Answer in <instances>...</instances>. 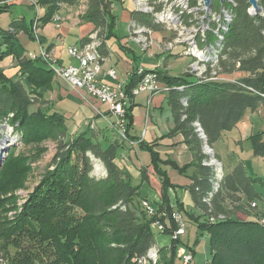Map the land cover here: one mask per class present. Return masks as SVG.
<instances>
[{"label": "trees", "instance_id": "obj_1", "mask_svg": "<svg viewBox=\"0 0 264 264\" xmlns=\"http://www.w3.org/2000/svg\"><path fill=\"white\" fill-rule=\"evenodd\" d=\"M115 2L41 0L45 13L39 22L45 26L63 7L85 5L81 21L95 26L93 32H98L101 55L105 58L107 52L103 48L116 37ZM233 2L224 5L232 10V24L227 31L221 30L222 40H211L217 64L208 67L217 66L218 76L238 75L235 81L202 78L191 82L188 73L177 77L152 71L169 89L167 102L175 125L169 136L183 134L194 154L191 166L197 168V174L190 193L202 212L198 216L185 212L182 205H170L166 181L163 203L155 216H148L142 207L140 185L134 183L135 175L120 158L127 142L111 137L99 139L87 132L69 138L63 115L57 112L50 115L42 109L33 111L39 104L35 94H41L47 87L45 80L55 75L54 70L50 63L32 61L23 55L17 35L26 31L33 38V30L25 25L24 19L14 20L11 30L0 28V62L15 52L20 54L18 72L28 83L20 78L10 79L0 71V128L3 123L16 125L15 129L28 140L41 134L58 145L40 184L12 220L0 221V264H141L143 256H148L157 244L153 223L163 224L169 234L178 228L172 217L176 211L197 227L200 237L208 238L210 264H264V225L260 220L238 219V214L247 215L257 206L256 199L261 197L254 184L262 180L249 177L243 163L225 176L221 166L220 172L210 164L216 156L204 153V148L217 143L222 133L236 128L248 111L264 109V0H258L259 11L255 14L250 13L249 0ZM10 7L0 5V14L7 13ZM131 21L153 31L163 26L151 15L136 12L131 13ZM87 41L88 38L82 42ZM208 67L203 76H207ZM136 72L137 67L128 80V90L140 80ZM132 110L133 105L127 109L126 121L130 142L134 141L129 134ZM198 129L205 137H201ZM247 141L254 157L264 159V132L252 134ZM150 152L157 167V157L152 149ZM92 158L105 165L104 178L93 175ZM139 172L144 175L145 169L140 166ZM19 174L21 177V173L12 175L11 185L18 183ZM198 241L199 238L196 244ZM171 243V257L161 264H175L177 247L183 244L180 240ZM190 249L194 252L193 247Z\"/></svg>", "mask_w": 264, "mask_h": 264}, {"label": "crops", "instance_id": "obj_2", "mask_svg": "<svg viewBox=\"0 0 264 264\" xmlns=\"http://www.w3.org/2000/svg\"><path fill=\"white\" fill-rule=\"evenodd\" d=\"M8 3L11 6L8 14H12L10 23L13 20L21 19H24L25 22H27V17L22 13V8H28L34 12L32 7L26 3V1L22 2L19 0L18 2ZM85 8V5L79 7V9L83 10L79 13L77 8L63 7L59 12L62 19L60 27H57L52 22L45 26L40 24L41 28L39 29V32L41 31L40 36L43 41L42 47H44V49H50V52L59 59V63L63 66L75 63L70 56H68V47L83 45L84 43L82 41H85L95 29L93 24L81 21V15L84 14ZM73 9L76 13H73ZM44 13L45 8H42L39 17L42 18ZM34 14L36 13L34 12L33 15ZM129 19L131 22V13ZM31 20L32 19H30V21ZM30 21L27 22V25H30ZM48 25L54 26L57 30V36L55 39L48 40L46 38L45 29ZM0 28L5 29L2 26H0ZM168 38H170V36L163 40ZM18 42L20 49L23 51V55L26 56V58L29 57L30 53H37L40 50V44L30 41L24 34L19 36ZM44 43L49 44L45 47ZM33 45H37L36 49H32ZM117 45L118 48L112 49V46L107 42L106 46L103 48V52H107V56L105 57L106 61L103 63V69L106 71L109 67L116 68L119 72L121 81L128 80L129 76L133 74L135 67H141L146 71L163 70L162 72L171 75L168 71L170 67L169 58L183 57L181 54V48H178L177 51L175 50L172 53H164L158 48L159 53H154V58L150 59L154 66L153 68L148 69L146 68L144 61L140 60L141 63L138 62L139 57L136 55L135 49L132 47L133 45L137 46L136 43L134 44L129 41H123ZM8 60L9 59H7L5 63H8ZM0 66H2L1 63ZM162 66H164L165 69H162ZM18 71L19 66H14L13 68L6 69L4 72L7 77L13 78L19 73ZM190 81L196 82L198 80L191 75ZM103 82L112 84V81L109 80L108 77L104 78ZM55 94L59 101L62 99H69L71 94H76L77 97L80 98L83 112L85 111L84 116L80 117V119L84 118L83 122L85 125L90 124L87 128L88 130L83 131L82 133H90L93 137H99V139L102 137H111L115 140H119V136H117L118 133L112 128L113 119L109 116L108 107L106 105L99 103L92 97H87V100L84 101L80 93L74 91L65 81L60 79L55 85ZM58 105L55 106L56 111L65 117L66 126L69 122L75 123L74 119L76 117L74 115L67 117L66 113L58 111ZM263 110V108H260L256 112H261ZM249 112L250 111L246 113L243 121L248 117ZM132 116V128L129 130V134L134 138V141L132 144L127 143L125 146L123 145L120 158L135 175L134 183L140 185L142 198L147 199L159 208L163 203V195L165 194L164 183L166 181V198L172 207L182 205L185 212L196 214L197 216L201 215L202 212L193 202L190 193V187L193 184V177L197 174V168L191 166L194 161V154L190 148L187 147L188 145L185 142L183 134L177 133L173 136H169L168 134L174 129L175 125L172 110L167 102V93H161L152 97L147 94H142L136 97L133 103ZM79 122L80 121L78 120V123ZM242 122H240L236 128H238ZM73 132L75 131L73 130ZM69 133H72L71 129ZM227 133L228 132L222 133L219 141L212 145V147L207 146L212 150L213 155L216 156L215 160L220 162L223 174L225 176L230 174L235 166L239 163H243L246 167L247 175L252 178H258L253 177L248 173L251 162L257 160L253 155L251 145L247 141L250 136L246 133L241 134L239 131L238 134L231 133L235 134L234 137H231L234 143L224 150L223 147L225 144L223 140L226 138L225 134ZM151 149L157 157L155 161L157 167L152 163ZM204 153H206L205 148ZM140 166L145 169L144 175L139 172ZM225 166H227V172H225ZM262 199L264 200L263 197ZM239 216H247L248 220L246 221H259L264 216V209H261L260 204L257 203L254 210H250L247 215L238 214V217ZM166 241L165 237H159L155 246V248L161 250V254L165 252L168 254L166 256L167 259L162 260V262L167 261L168 258L170 259L171 257L169 250L172 244V238L168 246H166ZM159 243L162 244V246L159 245ZM187 247L190 248L188 245Z\"/></svg>", "mask_w": 264, "mask_h": 264}, {"label": "rangeland", "instance_id": "obj_3", "mask_svg": "<svg viewBox=\"0 0 264 264\" xmlns=\"http://www.w3.org/2000/svg\"><path fill=\"white\" fill-rule=\"evenodd\" d=\"M18 1L19 0H0V5L3 6L4 4L6 6H10L8 2L12 3V2H18ZM20 1L22 2L26 1V3H28L32 7V10H34L36 14L33 15L34 12L28 8H22V11H23L22 13H24L25 17H27V22L30 21V19H32L30 21V25H27V22H25V25H27L29 29L31 28V30H33V35H32L33 38L30 37V35L27 34L26 31H22V32H19V34L17 35L18 40H19V36H21V34H24L28 37L30 41L40 44L39 46L40 50L37 53H30L29 57L32 55H39L41 50L43 51V56H51L50 49H44V47H42L43 41H42V37L40 36L41 31L39 32V29L41 28L40 22H39L40 20L39 13H40V10L44 8L43 6H41L42 5L40 3L41 0H20ZM173 1L174 0H172V2ZM196 1L189 0V4L191 5L190 7L193 8L194 6V8H200L199 7L200 0H196ZM212 4L213 6L210 12H208L207 10L205 12L197 11V14L202 15V13L203 14L207 13V15L208 14L210 15L212 12L215 11L218 13L219 16L221 15L223 19H224V15L222 14L223 12H225V14L230 15V17L231 16L233 17L232 10L229 9L228 7L224 10L222 9L223 7L218 9V7H220V3L218 0H213ZM214 7L216 9H214ZM77 9L79 13L80 11L81 12L83 11L79 8ZM132 12H135V0H116L114 8H113V15L116 18V28H115L116 37H112L110 40H108V43L109 45L112 46V49L118 48V45H117L118 42L122 43L123 41H126V42L129 41L128 40V36L130 32L129 15ZM73 13H76L74 9H73ZM250 13L255 14V11L251 9ZM4 14H0V26L4 27L5 30H11L10 24L14 21L13 20L10 23L12 19V14L10 13L8 14V12ZM58 15L59 13L54 16H58ZM59 17L61 18L60 15ZM132 23L133 22H131V25ZM207 24L208 25L212 24L216 26V23L214 21L213 23L209 22ZM217 25L218 27L222 25L225 28V27L230 26V23H227L226 19H224V20H221V22ZM132 26H131V30L133 29ZM146 28H147V32L142 33L143 35L142 39H147L146 33H148V27L146 26ZM165 29H167L170 33ZM176 30H178L179 32V37H178L179 39L176 38L177 33H178L176 32ZM45 33H46V38L48 40L55 39V37L57 36V30L52 25L47 26V28L45 29ZM169 36H171V40H168V39L163 40L164 38H167ZM92 37H94L95 39L92 40ZM92 37H90L92 41L94 40L99 41L98 32H93ZM152 37H153L152 39L156 41L158 44H153V47L147 53H143L140 51L139 47L137 46H141V45L137 44L136 41L135 43L137 46L135 45L132 46L135 49L136 55L139 57L138 62L141 63V61H144L146 68L148 69L153 68L154 65L152 64L150 59L154 58V53H159L158 48H160L163 52H171L172 50L171 48L173 44L176 48L178 47L182 49L181 54L183 55V57L179 56L177 58L175 57L169 58L170 67L168 71L171 75L178 77L179 75L186 73V70L188 69V67H189V70H191L192 74L195 73L194 75H197V72L201 73L203 71V69L200 68L198 71L196 70L195 72H192L194 70V67L191 64L196 61V58L192 57L193 55H190V53L185 52V51H190V48L192 47V43L188 42L192 38V34L186 31L185 28L182 27L179 22L171 25L170 27H166V25L160 26V30L154 32ZM208 37L209 38L214 37L213 33H209ZM148 41L149 39H147V46H149ZM174 41H177L179 43H176ZM44 44H45L44 46L46 47L48 46L49 43H44ZM36 47L37 45H33L32 49H36ZM19 57H20V54L15 52L10 57L7 58L9 59L8 63H5L7 59L0 62L2 65L0 66V71L5 74L4 71L6 69H10V68H13L14 66H18L17 58ZM37 60H41V59L38 58L37 56V58L32 61H37ZM102 61H106V58H103ZM214 63L215 62H211L210 64L214 65ZM198 67H195V68L198 69ZM162 69H165V67L162 66ZM138 70L139 69H137V71ZM145 72H151V71L145 70ZM237 77L238 75L220 76V78L223 79L224 81H232V80L235 81ZM9 78L13 80L20 78L22 81H24L25 84H28L27 80L23 78L19 73L16 74L15 77L13 78L9 77ZM59 78L61 77L55 73V75L50 76L49 78L45 80V84H47V87H46L47 89L44 88L41 94L38 92L35 94L39 104L35 105L32 108V110L36 111L37 109H42L46 112H50L49 113L50 115H54V113L57 112L55 106L59 104L58 111H60L61 113L62 112L66 113L67 117H71L72 115L76 117L74 119L75 123L69 122V124L67 125L68 137L69 138L76 137V135L82 134L83 131H87L88 130L87 128L88 126H90V124L85 125L83 122L84 118L80 119V117L84 116L85 111L83 112V106L80 104V98H78L76 94H71L69 99H62L60 101L56 97L55 85L56 83H58ZM158 78H159L158 80L162 82L160 77ZM197 80H200V79L197 78ZM217 81H220V80H217ZM27 88H30V86L29 87L27 86ZM78 120L80 121L79 123H78ZM14 126L16 125L10 126L7 123H3L1 124V128H0V221L3 220L7 223L8 221L13 219L12 217L15 215L16 212H18L19 208L24 204L28 195L32 193L35 187L40 184L47 169L51 165L53 157L57 153V147H58L57 143L53 141V139H51L48 136L43 137L41 134L33 135L35 138H33L32 140L31 139L28 140L29 137L28 138L25 137L24 134L17 131ZM70 129L72 133H69ZM73 130L75 132H73ZM232 131L233 132H228L227 134H225L226 138H224L223 140L225 146L224 147L222 146L224 150L227 147L231 146L232 143H234L231 137H234L235 134H231V133L238 134V131H239V133L241 132V134L246 133L248 136H251L252 134H255V133L264 132V110L261 112H256V113L249 112L248 117L245 118V120L239 125L238 128H235ZM200 134H201V137H205L202 132H200ZM118 139L119 141H121L120 138ZM205 151L207 154H213L212 150L209 149V147H205ZM92 159L94 163L93 175L97 178H104L107 174L105 165L102 164L103 162L100 160H95L94 158ZM215 161L216 160H212L211 163L213 165L216 164L215 166H217L218 169H220V166H221L220 163L217 161L215 162ZM50 169H53V167H51ZM225 172H227V166H225ZM15 173H21V177L19 174L18 183L11 185L10 182L12 180V175ZM248 173L251 176L258 177L259 179L262 180V182L255 183L254 186L256 188V193L259 194V196H262L264 198V159L257 158V160H254V162H251ZM262 197L261 199H256V203L260 204L261 209H264V200L262 199ZM247 218H248L247 216L238 217L240 221H246L248 220ZM185 229H186V235L180 238V241L182 242L184 246L188 245L194 248L195 258L191 264L209 263L211 259V254H210V249H209L208 238L200 237L199 236L200 233L195 225H191V224L187 225ZM154 236H155L156 242L159 237H165L167 240L166 246H168L171 241L170 235L160 234L157 230H154ZM198 238H199V241L196 244ZM159 245L162 246V244L160 243ZM153 251H155L153 252V255H155L156 262L158 264H161L162 260L167 259L166 257L168 255L167 252L161 254V250H160V256H159L160 260H159L158 259L159 249L155 248ZM179 262L180 261L178 259L175 260V264H179ZM145 263L146 262L141 263V264H145ZM149 264H154V262L150 263L149 261Z\"/></svg>", "mask_w": 264, "mask_h": 264}, {"label": "built area", "instance_id": "obj_4", "mask_svg": "<svg viewBox=\"0 0 264 264\" xmlns=\"http://www.w3.org/2000/svg\"><path fill=\"white\" fill-rule=\"evenodd\" d=\"M138 3L139 0H135V12L141 14L138 11ZM229 4L235 3L233 0H230L227 5ZM149 6L151 12L157 13V7L152 6L150 1ZM165 6L170 5L165 4ZM226 8L227 7H224L222 9L224 10ZM131 22L128 40L129 42L135 44L133 31L131 30ZM52 23H54L57 27H60L61 21L59 15L57 16L56 21H52ZM153 33V29L148 26L146 38L149 39V46H138L141 52L147 53L153 47V44H158L152 39ZM92 35L93 32L88 37V44L68 47V56H70V58L75 62L74 64L63 66L59 63V59L54 56L53 53H51V56H43L42 50L39 55H32L29 58L35 60L38 56V58L41 59L40 61L59 64L63 69H65V78L59 79L65 81L74 91L80 93L84 101L87 100V97H92L99 103L106 105L108 107V114L113 119L112 128L118 133L117 136H119L121 140H125V142L132 144L133 142H130L127 139V109L133 105L134 99L142 94H147L149 96L161 94V90L166 89V84L158 80H152L153 76L140 77L136 86L133 89L128 90L126 86L129 82V78L134 74V71L126 81H121L119 72L114 67H109L106 71H104L103 63L105 61H100L99 57L96 55V51H93L92 47H90V37H92ZM192 38L200 37L193 35ZM168 40H171V36ZM177 49L178 47L176 48L172 44L171 52L164 53H172L175 50L177 51ZM216 68L217 66L208 67L207 76L194 75L191 73V70H189V67L186 70V73L196 78L211 79L214 81L223 80L217 75V72L215 71ZM137 69H141V67H138ZM106 77L112 81V84L103 82V79ZM252 206L255 207L256 204H252ZM142 207L150 217L155 216L159 210V208L147 199L142 200ZM172 217L178 228L170 232L168 235H170L172 241H177L180 240L182 236L186 235L185 228L189 223L185 220L184 215L177 211L173 213ZM260 222L264 223V216L260 219ZM152 228L157 230L160 234H166V227L160 222L153 223ZM176 258L180 261L179 264H191L194 261L195 255L190 248L180 245L177 247ZM143 260H145L146 264H149L147 256H143Z\"/></svg>", "mask_w": 264, "mask_h": 264}, {"label": "bare ground", "instance_id": "obj_5", "mask_svg": "<svg viewBox=\"0 0 264 264\" xmlns=\"http://www.w3.org/2000/svg\"><path fill=\"white\" fill-rule=\"evenodd\" d=\"M149 1H150V4L152 6L157 7V13H153L150 11ZM165 4L170 5V6H165ZM190 6L191 5L189 4V0H174L173 2H172V0H139L138 11L142 14L151 15L154 18L155 22L160 23L161 25H166V27H170L171 25L179 22L181 24V26L185 28L186 31H188L189 33L192 34V37H193V35L200 37V38H191L188 42L192 43V47L190 48V46H189L190 51H185V52L190 53V55H193L192 57L196 58V61L191 64L194 67V70L192 72H195L196 70L198 71L201 68V69H203V71L201 73L197 72V75L203 76L207 70L208 65L211 62H215L214 65L217 64V58H216L217 55L215 54L216 51L214 48L215 44L211 40L214 38H218V39L222 40L223 36L221 34V30L227 31L228 27H229L228 26V27L224 28L222 25H220L219 27L217 26L215 28V25H212V24L208 25L207 23H209V22L213 23V21H214L215 23L219 24L221 22V20H224V19H226L227 23H231L230 21L232 20V18L230 17V15L225 14V12L222 13L224 15V19L222 18L221 15H220L221 16L220 17L218 15V13L215 11L212 12L210 15L209 14L207 15V13H204V14L202 13V15L197 14V11L205 12L207 10L203 0H200V2H199L200 8H194V6L192 8ZM195 6H196V4H195ZM212 6H213V4H212ZM210 11H208V12H210ZM56 19H57V16L54 17V21H56ZM60 21H61V18H60ZM132 25L131 26L133 27V29H132L133 30V38L136 41V43L141 45V46L142 45L147 46V39H142V37H143L142 33L147 32V28L144 26H135L133 23H132ZM176 32H178V30H176ZM209 33H213L214 37L209 38L208 37ZM178 37H179V32L177 33L176 38H178ZM93 39H95V38L92 37V40ZM91 41H90V47H92L93 51H96V55L99 57L100 61H102L103 57H102L101 51H100L101 43L97 40H94L92 42ZM174 42L179 43L177 41H174ZM186 45H188V44H186ZM211 65L214 66L213 64H211ZM50 66L54 70V73L58 74L61 78H65V69H63L60 65L54 64V63H50ZM205 66H207V67H205ZM195 67H198V69H196ZM193 74H195V73H193ZM137 75L141 76V77L153 76L152 80H157V76L152 71L151 72H145V70L142 68L137 71ZM199 79L201 80L202 78H199ZM205 80H208V79H205ZM162 91H163V93H166L169 91V89L166 88L165 90H161V93H162ZM198 130L200 131V129H198ZM210 164H212V163H210ZM220 170H221V167H220ZM261 224L264 225V223H261ZM153 250L152 251L150 250L147 257H148L150 263L154 262V264H156L157 263L156 258H155V255H153V252H155V251H153ZM158 259H159V257H158ZM140 262L144 263L145 260L142 259ZM206 264H209V263H206Z\"/></svg>", "mask_w": 264, "mask_h": 264}, {"label": "water", "instance_id": "obj_6", "mask_svg": "<svg viewBox=\"0 0 264 264\" xmlns=\"http://www.w3.org/2000/svg\"><path fill=\"white\" fill-rule=\"evenodd\" d=\"M205 3V6L207 8V11H210L212 8V1L213 0H203ZM220 3V8H224L225 4H228L230 0H218ZM250 5L252 6V9L257 13L259 11V5H258V0H249Z\"/></svg>", "mask_w": 264, "mask_h": 264}]
</instances>
